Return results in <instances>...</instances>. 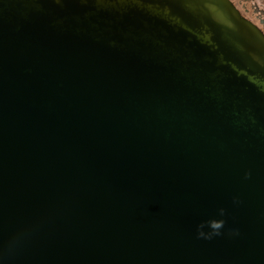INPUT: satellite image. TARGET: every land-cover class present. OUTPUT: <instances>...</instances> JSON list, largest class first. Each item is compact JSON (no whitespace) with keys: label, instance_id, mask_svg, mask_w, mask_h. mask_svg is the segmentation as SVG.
Instances as JSON below:
<instances>
[{"label":"water","instance_id":"obj_1","mask_svg":"<svg viewBox=\"0 0 264 264\" xmlns=\"http://www.w3.org/2000/svg\"><path fill=\"white\" fill-rule=\"evenodd\" d=\"M0 264H264L263 33L229 0H0Z\"/></svg>","mask_w":264,"mask_h":264},{"label":"flooded vegetation","instance_id":"obj_2","mask_svg":"<svg viewBox=\"0 0 264 264\" xmlns=\"http://www.w3.org/2000/svg\"><path fill=\"white\" fill-rule=\"evenodd\" d=\"M264 35V0H229Z\"/></svg>","mask_w":264,"mask_h":264},{"label":"clouds","instance_id":"obj_3","mask_svg":"<svg viewBox=\"0 0 264 264\" xmlns=\"http://www.w3.org/2000/svg\"><path fill=\"white\" fill-rule=\"evenodd\" d=\"M216 227H220V225H216Z\"/></svg>","mask_w":264,"mask_h":264}]
</instances>
